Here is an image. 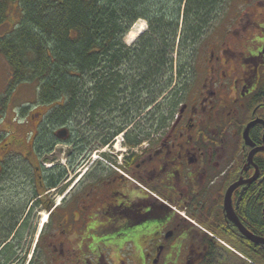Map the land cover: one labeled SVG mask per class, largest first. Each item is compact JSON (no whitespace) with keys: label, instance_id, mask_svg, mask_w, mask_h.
<instances>
[{"label":"flooded vegetation","instance_id":"1","mask_svg":"<svg viewBox=\"0 0 264 264\" xmlns=\"http://www.w3.org/2000/svg\"><path fill=\"white\" fill-rule=\"evenodd\" d=\"M243 8L198 45L165 127L141 116L139 135L102 133L82 156L68 148L56 177L41 158L55 165L69 138L34 145L37 128L13 152L0 136V264H264L246 235L264 239V0Z\"/></svg>","mask_w":264,"mask_h":264},{"label":"trees","instance_id":"2","mask_svg":"<svg viewBox=\"0 0 264 264\" xmlns=\"http://www.w3.org/2000/svg\"><path fill=\"white\" fill-rule=\"evenodd\" d=\"M228 1L0 0V26L12 2L21 14L0 39L12 72L0 114L16 87L38 81L50 129L34 145L45 138L57 143L51 130L61 126L73 135L69 144L83 152L91 131L112 139L134 126L139 135L141 116L145 125L158 119L166 125L189 87L198 45L225 15ZM141 20L148 30L134 33Z\"/></svg>","mask_w":264,"mask_h":264},{"label":"rangeland","instance_id":"3","mask_svg":"<svg viewBox=\"0 0 264 264\" xmlns=\"http://www.w3.org/2000/svg\"><path fill=\"white\" fill-rule=\"evenodd\" d=\"M245 2V0H242L240 2V0H229L227 2L226 5V9H225V14H227V10L230 8V14H235L237 13V11L241 8V9H245L243 8V3ZM240 3H242L240 5ZM12 7V11L8 16V19L6 21L5 24H3L2 26H0V39L3 38V36H5L10 30H13V28L16 26V23H18V21L21 19V14L19 12V9L17 7V5L15 3L11 4ZM230 19H232V17H230ZM138 21V22H142ZM137 22V23H138ZM144 22V21H143ZM132 29V28H131ZM148 30V29H147ZM146 30V31H147ZM145 31V32H146ZM144 33V32H143ZM179 61L177 60L176 62V68H178L179 66ZM193 75V74H191ZM12 77V72L10 69V66L8 64V61H6L5 57H3L0 54V98L4 97L5 95V91L7 90L8 86L10 85V80ZM40 88V84L39 82H35V83H26V84H21L20 86L16 87V90L14 92H12L11 97L9 98V100L6 102V108L4 110V113L1 115L0 114V133L3 137V142L1 143V145H3V143H5L7 141V143L5 145H11L10 147H12V151L16 152L17 149H15V147H13V140H16V146H20V145H25L24 147L21 148V150H23V148H27V147H31V141L28 140L27 141V133H29V131L31 130H36L37 128L39 129V132L37 134H35V138L37 137L39 139H41V136L39 134H43L44 131L45 133H49V131L46 129L44 130L43 127L44 125H39V120H38V112L39 113H43V114H47L46 112H48V107L46 105L40 104L38 99H39V90ZM184 92H182L183 94ZM0 108H1V104H0ZM178 110V109H176ZM172 111L173 113L176 111ZM169 111V110H167ZM50 115V114H49ZM49 117V116H48ZM27 121V124H25L26 128L24 127V123ZM39 125V126H38ZM76 124L74 123V127L78 128L77 126H75ZM151 124L150 123H146V128L148 129L149 126ZM162 126L165 127V124H163ZM26 130V131H23ZM61 130V131H66V138H69L67 143H61L62 145V154L64 155H60L59 152H57V155H60V158L58 159L57 162H55V165H53L54 163L52 162L53 160H51L50 162H46L43 156V158H41V162H43L45 169L48 170L50 169L52 166L54 168L59 167L60 170L58 172H56L54 175L52 176H58L61 172L62 169L65 168V165H68L67 163V155L68 152L71 151L68 148H74L75 146L73 144H69V142L72 139V133L70 132V130L66 129V128H52V132L54 134V137L52 136L53 141H59L57 139V131ZM38 131V130H37ZM92 135L94 138L98 137L99 135H101V133L98 134V131L96 133L92 132ZM52 135V133H50ZM46 135V134H45ZM90 135V134H88ZM42 137H44V134L42 135ZM93 138V139H94ZM43 140V138L41 139ZM92 140V139H89ZM47 138H45L44 142H40V144L46 145L47 143ZM93 141V140H92ZM1 142V141H0ZM34 142V141H33ZM48 145V144H47ZM91 147L87 148L90 149ZM28 150L30 148H27ZM72 152H74L75 156H82L85 152L81 153L80 150L78 149H73ZM93 155V153H91ZM93 157V156H92ZM21 163V168H22V173L24 175V178L27 179V181H32L33 178L32 176H30V171L28 169H26L25 167H27V165H25L22 160H20ZM86 169H83V172ZM34 181V180H33ZM25 193L27 195L31 194V186L28 185L25 188ZM42 226V225H41Z\"/></svg>","mask_w":264,"mask_h":264},{"label":"bare ground","instance_id":"4","mask_svg":"<svg viewBox=\"0 0 264 264\" xmlns=\"http://www.w3.org/2000/svg\"><path fill=\"white\" fill-rule=\"evenodd\" d=\"M148 29V25L145 22H138L133 28L132 31L134 33H142L145 32ZM48 223V218L47 215L45 214L43 216V222L41 223V225H46Z\"/></svg>","mask_w":264,"mask_h":264},{"label":"water","instance_id":"5","mask_svg":"<svg viewBox=\"0 0 264 264\" xmlns=\"http://www.w3.org/2000/svg\"><path fill=\"white\" fill-rule=\"evenodd\" d=\"M59 135H60V136L62 135L63 137H65V136H66V131H61V132H59ZM231 191H232V190H231ZM231 191H230L229 194H228L227 200L229 199V196H230ZM227 209H228V208H227ZM243 232L246 233L245 231H243ZM246 235L249 237V239L252 240L253 243H256L257 245H259V244L264 245V239H262V238H260V237L257 238V237H255L254 235L250 234L249 232L246 233Z\"/></svg>","mask_w":264,"mask_h":264}]
</instances>
